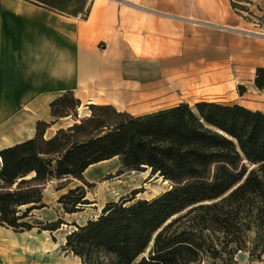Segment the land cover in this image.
Returning a JSON list of instances; mask_svg holds the SVG:
<instances>
[{"label":"trees","instance_id":"obj_1","mask_svg":"<svg viewBox=\"0 0 264 264\" xmlns=\"http://www.w3.org/2000/svg\"><path fill=\"white\" fill-rule=\"evenodd\" d=\"M26 1L85 19L92 0ZM228 1L236 14L250 13L241 0ZM254 85L264 88V68L255 69ZM79 106L65 91L49 102L54 121H36L32 137L0 149V226L51 232L68 224L36 215L46 207L45 184L80 181L55 201L58 212H80L91 203L84 186H93L83 172L117 157L120 170H149L169 186L150 199H134L133 190L105 202L85 222L73 221L63 249L76 264H236L235 253L248 243L251 255L264 253V111L199 100L131 114L89 103V115L46 136L51 124Z\"/></svg>","mask_w":264,"mask_h":264},{"label":"crops","instance_id":"obj_2","mask_svg":"<svg viewBox=\"0 0 264 264\" xmlns=\"http://www.w3.org/2000/svg\"><path fill=\"white\" fill-rule=\"evenodd\" d=\"M257 67L264 34L242 30L228 0H92L85 19L0 0V149L32 137L36 121H54L49 102L67 90L82 110L110 104L140 114L184 101L139 109L163 86L235 84Z\"/></svg>","mask_w":264,"mask_h":264},{"label":"rangeland","instance_id":"obj_3","mask_svg":"<svg viewBox=\"0 0 264 264\" xmlns=\"http://www.w3.org/2000/svg\"><path fill=\"white\" fill-rule=\"evenodd\" d=\"M241 1L250 11V13L242 11V16L237 14L241 18V29L264 34V28L258 27L257 22L259 20L256 19V17H260L261 22L264 23V0ZM145 70L147 69L145 68ZM254 79L255 70L250 72L242 69L240 79L235 84L195 81L190 85L174 89H167L163 86L159 97L147 100L145 107L139 109L155 108L159 105L171 104L180 100L193 104L195 100L204 98L228 103L240 101L248 105L264 107V90L255 87ZM238 85L244 87L242 94L238 92ZM73 113V115L57 120V125L50 126L47 130V136L52 134L56 127H66L73 123L74 118L79 119L87 116L90 111L88 107L82 110L79 106L76 112ZM86 177L93 178V181L87 180L93 182V186H84L86 197L91 203L85 205L84 210L77 213L68 214L56 211L55 208L58 206L55 201L68 188L82 184L80 181L71 178L68 180L65 178L52 179L46 183L43 189V201L46 207L35 211L36 215L43 221H52L61 217L68 224H63L57 230L51 232L38 231L37 229L14 232L9 228L0 226V264H76L78 258L63 249V240L67 232L73 228L71 226L73 221L83 223L87 218L98 214L99 208L105 202L117 200L120 197H130L133 190L137 191L134 199H150L165 191L169 186L167 181H162L160 177L150 175L149 170H120L117 159L90 168L86 172ZM61 186H66V188L63 190L58 189ZM250 245L248 243L246 248L235 253L234 260L236 264H264V253L258 256L251 255L249 252ZM211 261V259H206L203 264H212ZM215 263H218V260H215Z\"/></svg>","mask_w":264,"mask_h":264},{"label":"bare ground","instance_id":"obj_4","mask_svg":"<svg viewBox=\"0 0 264 264\" xmlns=\"http://www.w3.org/2000/svg\"><path fill=\"white\" fill-rule=\"evenodd\" d=\"M63 242H64V240H63ZM3 261V260H2Z\"/></svg>","mask_w":264,"mask_h":264}]
</instances>
